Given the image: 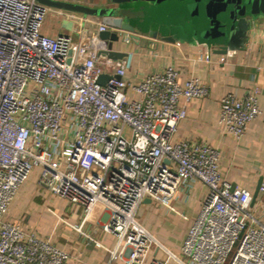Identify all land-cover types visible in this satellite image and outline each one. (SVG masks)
I'll list each match as a JSON object with an SVG mask.
<instances>
[{"label":"built area","instance_id":"obj_1","mask_svg":"<svg viewBox=\"0 0 264 264\" xmlns=\"http://www.w3.org/2000/svg\"><path fill=\"white\" fill-rule=\"evenodd\" d=\"M45 12L36 0H0V264L69 258L49 238L5 219L34 169L40 187L81 205L75 230L97 206L107 211L101 229L117 241L107 249L110 259L141 264L155 248L164 258L151 264H264V223L250 212L251 192L221 177L217 149L173 139L187 104L205 97L208 85L196 76L179 81L172 65L129 84L130 52L123 60L100 56L95 33L85 46L69 34L43 35ZM105 29L99 24L96 31ZM101 74L110 75L104 84L97 82ZM258 92L220 98L225 133L239 139L261 113ZM195 182L207 192L178 256L138 221L137 211L146 198L174 210L177 192L185 201Z\"/></svg>","mask_w":264,"mask_h":264},{"label":"crops","instance_id":"obj_2","mask_svg":"<svg viewBox=\"0 0 264 264\" xmlns=\"http://www.w3.org/2000/svg\"><path fill=\"white\" fill-rule=\"evenodd\" d=\"M64 1L116 8L108 0ZM63 20L73 22L71 30L66 29ZM99 24H103L99 18L46 6L40 31L51 37L60 33L69 34L74 42H80L84 29H88L90 35ZM113 48L131 53V66L125 73L129 84L137 82L141 74L163 71L166 65L177 69L181 82L196 76L206 83L208 94L187 104L186 116L179 122L173 139L199 140L217 149L221 177L233 186L246 188L253 194L258 182L264 183V19L252 27L243 49L226 54L213 53L205 45L185 39L169 42L155 38L139 44L115 43ZM221 58L224 61H220ZM255 88L259 90L257 99L261 113L247 124L244 134L236 139L225 133L218 123L220 98L229 92L241 96ZM127 94L130 98L135 97L130 90ZM38 173L39 170L34 169L21 185L5 219L27 231L36 232L40 237L49 238L57 247L66 250L69 253L66 264H126L119 258H109L107 249L114 248L117 241L114 234L101 229L107 211L97 206L82 224L81 232L75 230L71 225L80 222L83 214L81 205L70 204L40 187ZM206 192L203 184L195 182L184 201L179 190L172 203L174 210L150 199L144 200L137 211V219L164 246L181 256L182 240ZM250 212L264 223L263 191H258L250 205ZM154 258L162 259L164 254L153 248L141 264H151ZM167 264L178 263L170 260Z\"/></svg>","mask_w":264,"mask_h":264},{"label":"water","instance_id":"obj_3","mask_svg":"<svg viewBox=\"0 0 264 264\" xmlns=\"http://www.w3.org/2000/svg\"><path fill=\"white\" fill-rule=\"evenodd\" d=\"M36 1L99 18L106 29L92 33L103 45L99 55L111 60H123L128 54L114 49L115 43L139 44L155 38L169 42L185 39L205 45L213 53L226 54L243 49L252 27L264 19V0H108L116 10L64 0ZM129 12L139 15H130ZM63 22L66 29L71 30L73 22ZM87 39L88 29H84L81 46L86 45ZM109 77L101 74L97 82L104 84ZM260 185L261 181L252 194L251 203L255 201Z\"/></svg>","mask_w":264,"mask_h":264}]
</instances>
